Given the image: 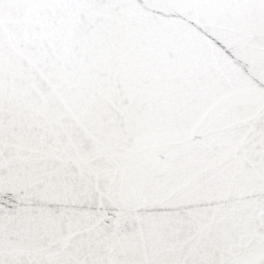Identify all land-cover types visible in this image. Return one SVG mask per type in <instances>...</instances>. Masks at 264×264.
<instances>
[{
  "label": "snow or ice",
  "instance_id": "6c2138e0",
  "mask_svg": "<svg viewBox=\"0 0 264 264\" xmlns=\"http://www.w3.org/2000/svg\"><path fill=\"white\" fill-rule=\"evenodd\" d=\"M0 264H264V0H0Z\"/></svg>",
  "mask_w": 264,
  "mask_h": 264
}]
</instances>
